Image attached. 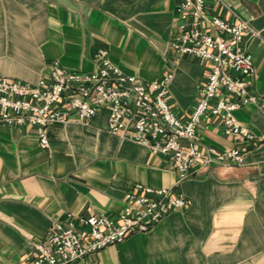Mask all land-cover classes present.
<instances>
[{
  "label": "crops",
  "instance_id": "0c3cea01",
  "mask_svg": "<svg viewBox=\"0 0 264 264\" xmlns=\"http://www.w3.org/2000/svg\"><path fill=\"white\" fill-rule=\"evenodd\" d=\"M179 1L0 0V74L34 83L48 77L54 59L91 71L94 54L107 47L125 73L151 81L172 72L167 99L187 119L210 64L170 46ZM210 8L258 32L246 41L256 99L235 112L254 139L225 134L218 118L198 128L200 141L220 151L244 146L243 162L214 165L176 185L167 157L110 132L106 113L89 124H52L48 146L31 125L0 123V264H24L33 243L68 216L79 226V216L115 214L137 182L174 187L188 205L70 264H264V0H217Z\"/></svg>",
  "mask_w": 264,
  "mask_h": 264
},
{
  "label": "built area",
  "instance_id": "2783aa9c",
  "mask_svg": "<svg viewBox=\"0 0 264 264\" xmlns=\"http://www.w3.org/2000/svg\"><path fill=\"white\" fill-rule=\"evenodd\" d=\"M217 0H180V23L170 41L179 54L209 62L199 98L187 119H181L168 102L169 72L151 81L125 73L107 47L94 54L91 71L66 69L58 59L49 64L48 77L25 82L0 74V123L31 125L43 146L49 145V128L73 118L89 124L106 113L108 130L122 138L163 154L177 171L178 183L218 164L242 163L246 148L220 151L198 137L199 126L218 118L225 134L253 140L254 132L236 117V110L256 99L249 90L255 74L246 41L258 32L246 20L229 19L211 10ZM187 196L174 187H152L137 182L124 196L115 214L79 216V226L68 216L55 222L46 239L33 243L24 264H70L102 248L145 232L170 212L184 209ZM71 217V218H70Z\"/></svg>",
  "mask_w": 264,
  "mask_h": 264
}]
</instances>
